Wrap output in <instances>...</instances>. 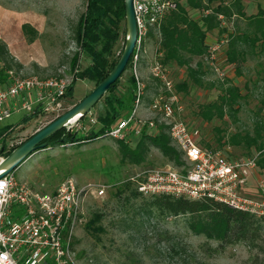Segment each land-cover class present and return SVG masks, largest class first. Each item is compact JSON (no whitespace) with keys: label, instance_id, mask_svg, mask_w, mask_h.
I'll list each match as a JSON object with an SVG mask.
<instances>
[{"label":"rangeland","instance_id":"1","mask_svg":"<svg viewBox=\"0 0 264 264\" xmlns=\"http://www.w3.org/2000/svg\"><path fill=\"white\" fill-rule=\"evenodd\" d=\"M247 14L255 13L257 6L264 7V0H242ZM216 2H213L215 4ZM85 9V0H0V42L4 41L20 68L13 69L21 74H37L45 77L65 74L69 61L77 45L73 38L72 27ZM202 11L190 9L193 18H198ZM29 23L39 36L29 41L21 26ZM211 38L220 35L217 29L208 33ZM124 34L118 40L114 56L118 57L124 44ZM157 39L150 36L146 41V52L142 60L136 63V74L146 84L151 77L149 64L157 48ZM196 59H194L193 64ZM88 59L81 55L79 68H83ZM220 63H225V48L220 52ZM36 64L38 67L34 66ZM206 82H217L216 75L208 67ZM128 67L121 75L118 87L124 88L128 76L133 73ZM228 77L224 82L241 87L244 99L239 103L235 117L225 115L223 119L205 121L197 114L199 105L215 101L219 89L217 86H190L188 91H174L182 105L180 117L190 126L198 129L200 137L216 146L217 130L228 134L236 131L251 132L257 118L264 121V107L260 99L264 96V54L249 58L237 74L234 65L227 69ZM168 75L173 83L185 78V68L170 65ZM95 87L94 82L77 79L73 84L72 96L64 98V111L81 100ZM162 87L158 88L160 92ZM147 97L152 98L151 90ZM148 101L144 98L140 115L150 116L146 110ZM104 111L103 98L91 109L79 123L68 125V129L78 135L98 130V116ZM24 112H14L5 124L17 125L5 136L6 147L24 141L28 136L45 126L34 119L20 123ZM89 118L97 121L91 125ZM20 123V124H19ZM89 126L83 129L81 126ZM151 132H154L152 130ZM131 146L139 136L131 135ZM175 146V144H173ZM1 147V143H0ZM176 147V146H175ZM238 155L241 151L235 152ZM250 155V154H249ZM4 157V156H2ZM169 163L155 148L146 159L133 164L122 161L116 140L102 135L81 144L44 147L36 150L24 160L12 173L19 182H26L34 190L50 192L66 178H72L79 184L88 182L106 185L100 197H89L85 202V221L76 229L74 250L78 264H264V226L260 230L258 243L260 248H249L243 242L219 247V241L208 239L203 234L192 233L186 224V216H159L150 205L153 196L139 195L124 199L128 192L116 195L122 182L145 167L165 166ZM264 176V171L259 172ZM255 179H249L247 190L254 192ZM99 216L93 229H87L85 223ZM264 224V223H263ZM177 238L185 244V251L180 255H169L167 244Z\"/></svg>","mask_w":264,"mask_h":264},{"label":"built area","instance_id":"2","mask_svg":"<svg viewBox=\"0 0 264 264\" xmlns=\"http://www.w3.org/2000/svg\"><path fill=\"white\" fill-rule=\"evenodd\" d=\"M183 1L132 0L137 27L132 60L136 98L132 111L117 118L105 130V135L130 142L131 135L139 136L144 130L151 132L159 124L167 126L173 144L182 151V165L145 167L125 181H130L144 196L212 198L264 218V176L259 173L257 165L259 152L234 156L229 145L220 149L201 145L198 129L180 117L182 105L168 75L170 65L160 61L162 54L157 48L149 69L151 75L160 81L162 90L148 103L146 110L150 116L140 115L144 83L136 74L138 57L146 52L145 44L150 33L160 39L164 18ZM217 18L227 30L216 38L206 35L207 49L202 60L216 78L224 82L230 65L220 63V52L228 42L232 22L223 14H218ZM4 73L5 79L0 81V125L5 124L14 112L36 114L34 121L45 125L64 112V98L74 81L73 74L42 77L21 74L12 68ZM86 115L90 116L91 112ZM89 121L91 125L97 123L93 118ZM91 125L81 127L88 129ZM2 158L0 156V160ZM251 177L255 179L253 193L247 190ZM105 189L103 184H79L66 178L50 192H44L17 181L12 171L1 177L0 264H78L73 242L76 229L85 221V202L89 197L102 196Z\"/></svg>","mask_w":264,"mask_h":264},{"label":"trees","instance_id":"3","mask_svg":"<svg viewBox=\"0 0 264 264\" xmlns=\"http://www.w3.org/2000/svg\"><path fill=\"white\" fill-rule=\"evenodd\" d=\"M213 2L216 3L213 4ZM190 9L202 12L198 18H193L189 13ZM218 14H223L229 22H232V31L229 32L228 42L224 47L225 63L234 65L237 74H240L242 65L249 58L264 54V7L261 5L257 6L255 13L247 14L242 0H184L176 10L171 11L164 18L160 26V39L156 41L157 51L162 54L159 59L163 64L185 68V78L174 84L176 91L186 92L190 86L202 88L207 84L218 87L219 94L216 100L199 105L197 110L198 116L205 121L223 119L225 115L235 117L239 110V103L245 97L241 87L236 84L219 80L205 81L209 72L208 66L202 60L207 49L206 35L214 29H217L220 34L227 30L220 25ZM21 29L29 41L35 40L40 35L29 23H23ZM72 32L77 50L73 52L65 74H55L58 76L73 74L74 81L68 88L66 97L72 96L73 84L77 79H87L97 85L116 64L123 47L118 57L114 56V49L123 34L125 43L124 0H85V9L72 27ZM149 35L154 36L152 33ZM81 55L88 59V63L82 69L79 68ZM142 58L140 54L138 62ZM194 59L196 61L193 64ZM132 60L133 54L124 71L129 66L132 67ZM34 66L38 67L36 64ZM13 67L20 68L21 64L15 61L7 44L1 41L0 81L5 79L4 71ZM76 68L77 71H75ZM119 80L120 78L102 97L104 111L98 116L100 123L98 130H90L87 134L78 135L75 131L64 127L43 141L45 147L81 144L94 140L105 135V130L117 118L127 116L132 111L136 98V79L134 73H131L126 80V86L121 91L118 89ZM160 86V81L151 75L150 80L144 84L143 100L145 98L150 102L151 98L147 97L146 93L151 90L152 95H156ZM260 103L264 107V96L260 99ZM35 116L36 114L24 115L20 123L30 121ZM17 125H0V156L8 155L21 143L9 148L5 143L6 134ZM217 130L220 134L215 139V147L200 137L201 145L215 149L229 145L234 156H237L235 152L238 150L245 155L259 152L257 165L259 171H264L263 119L255 120L251 132L236 131L227 136L222 129L217 128ZM115 140L122 161L139 164L146 159L150 150L155 148L171 165L179 167L183 163L182 151L173 145L168 127L163 124H159L154 132L144 130L134 146L124 140ZM126 191L128 192V195L124 196L126 200L141 195L130 181H123L116 195L120 197ZM150 205L157 210L159 216H186L187 227L192 233L203 234L208 239L219 241V247L238 242H243L252 249L261 247L258 239H260V230L264 226V218H258L212 198L188 199L171 195H155ZM98 217L94 215L85 223L87 229L94 228L93 225ZM185 247V244L177 238L170 239L167 244L168 254L180 255L185 251Z\"/></svg>","mask_w":264,"mask_h":264},{"label":"water","instance_id":"4","mask_svg":"<svg viewBox=\"0 0 264 264\" xmlns=\"http://www.w3.org/2000/svg\"><path fill=\"white\" fill-rule=\"evenodd\" d=\"M125 6V43L123 50L111 71L85 95L81 100L72 105L58 117L42 128L35 131L23 142L18 144L8 155L0 160V178L17 168L26 158L36 150L44 148L45 139L58 130L80 120L120 78L131 55L134 52L137 38V27L134 16L132 0H124Z\"/></svg>","mask_w":264,"mask_h":264},{"label":"bare ground","instance_id":"5","mask_svg":"<svg viewBox=\"0 0 264 264\" xmlns=\"http://www.w3.org/2000/svg\"><path fill=\"white\" fill-rule=\"evenodd\" d=\"M73 124V123H72Z\"/></svg>","mask_w":264,"mask_h":264}]
</instances>
